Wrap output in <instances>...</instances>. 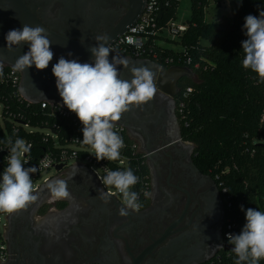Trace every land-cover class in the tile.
Instances as JSON below:
<instances>
[{
	"label": "flooded vegetation",
	"instance_id": "af4514ba",
	"mask_svg": "<svg viewBox=\"0 0 264 264\" xmlns=\"http://www.w3.org/2000/svg\"><path fill=\"white\" fill-rule=\"evenodd\" d=\"M67 1L70 10L74 7L77 22V8L84 11V17L80 16L84 23L79 25L82 34L69 32L68 23L57 22V29L78 42L94 44L97 35L111 39L130 8L146 2ZM63 6V0L56 1V17ZM94 11L98 15L90 21L87 15L94 16ZM0 14L4 21L17 19L1 1ZM7 33H0V54L15 62L29 47L23 44L8 49ZM114 42L109 44L113 49L110 62L114 55L130 62L129 68L118 66L122 79H131V67L147 66L155 74V96L145 104L130 106L115 122L145 154L150 195L139 196L143 205L139 212L130 210L127 216H121L122 200L114 194L107 202L102 200L99 192L105 190L86 168H64L57 176L67 181L71 198L52 199L49 190L44 189L34 193L38 199L26 209L6 215L1 235L7 258L2 264H204L233 253L224 248L229 241L225 236L226 207L218 180L195 163L194 143L183 134L177 100L185 77L177 81L176 94L171 96L159 89L157 65L172 64L136 55ZM58 60L44 70L35 65L25 70L30 88V84L41 83L33 89L35 92L32 90L34 98L50 96L54 102L63 103L52 73ZM80 63H93V59ZM19 74L22 85L23 72Z\"/></svg>",
	"mask_w": 264,
	"mask_h": 264
},
{
	"label": "trees",
	"instance_id": "16d2710c",
	"mask_svg": "<svg viewBox=\"0 0 264 264\" xmlns=\"http://www.w3.org/2000/svg\"><path fill=\"white\" fill-rule=\"evenodd\" d=\"M210 1L190 0L187 28L177 41L181 49L153 46L160 55L158 62L164 64L166 57H173L172 64L187 65L194 72L193 78H184L178 94L179 104L186 100L181 96L182 91L193 88L187 99L183 134L195 144V163L217 178L226 207L225 228L229 219L234 221L232 234L238 235L246 223L248 208L264 212V82L242 65L245 56L242 41L247 39L245 17L251 14L259 18L260 11H264V0H228L233 17L224 14L220 19L208 21L205 13ZM160 2L163 4L160 24L177 17L179 0ZM188 58L190 62L186 61ZM0 93L3 95L0 101L6 105L3 109L6 131L0 125L1 143L8 144L9 139L14 142L17 138L32 141L28 154L34 159L52 145L51 139L43 141L44 133L22 127L14 133L7 114L23 113L33 126L56 121L61 131L66 134L70 131L67 122L71 120L48 115L49 106L42 109L40 104L21 103L11 97L7 86H0ZM236 260L233 252L204 264H236ZM259 264H264V260Z\"/></svg>",
	"mask_w": 264,
	"mask_h": 264
},
{
	"label": "clouds",
	"instance_id": "9594fccd",
	"mask_svg": "<svg viewBox=\"0 0 264 264\" xmlns=\"http://www.w3.org/2000/svg\"><path fill=\"white\" fill-rule=\"evenodd\" d=\"M4 10L7 11L8 8L5 7ZM243 27L246 29L247 39L242 41L245 53L242 65L256 73L260 82H264V11H260L259 18L247 15ZM5 39L8 49L23 44L29 47L25 54L16 59L13 71L25 72L33 65L38 70H44L53 59L51 41L45 29L40 26L24 24L22 29L10 30ZM109 39L103 34L94 37L96 46L89 49L93 63H80L61 56L52 66V73L63 105L74 112L83 125L82 143L94 150L97 160L114 161L120 158V150L125 146L123 138L114 130L115 122L129 111L130 106L150 101L155 96L157 87L154 82L155 74L147 66L131 67V79H122L118 66L129 68L130 62L120 55H114L110 62L109 54L113 53V49L109 45ZM3 76L4 65L0 62V78ZM8 144L7 167L0 180V212L11 214L26 209L38 199L34 194L30 174L39 171V168L24 167L29 162L26 154L31 149V145L25 140L17 138L13 142L9 139ZM50 164L45 159L40 167H49ZM105 171L106 175L101 178L102 184L106 188H114L122 195L119 215L127 216L130 210L139 212L143 207L139 203V193L131 189L140 178L131 168L115 171L105 168ZM46 187L52 199L71 198L66 180H52ZM110 195L107 191L99 192L100 198L105 202ZM144 195L147 197L150 194L144 192ZM245 219L246 223L238 235L230 233L227 236L229 243L234 245L231 251L237 256L236 264H259L264 260V212L248 208Z\"/></svg>",
	"mask_w": 264,
	"mask_h": 264
},
{
	"label": "built area",
	"instance_id": "2783aa9c",
	"mask_svg": "<svg viewBox=\"0 0 264 264\" xmlns=\"http://www.w3.org/2000/svg\"><path fill=\"white\" fill-rule=\"evenodd\" d=\"M180 1V0H179ZM163 12V4L160 0H146V4L144 9L139 16L138 20L128 28L127 32L120 35L114 42L115 45H122L127 48H130L134 54L140 56H151L154 59L159 58V53L154 50V44L163 45V33L166 31L167 33L179 36L181 35L187 28L186 22H176V18H171L167 22L160 24L161 18H159V13ZM187 62H190V58L186 59ZM164 62L166 64L173 63V57H166ZM4 76L0 78V86H7L11 89V97H14L21 103H26L27 105L32 104H40L42 109H45L49 106L48 115L54 118H66L71 120V122H67V125L70 129L67 134L59 128V124L56 121L50 123L49 120L42 123L40 126H33L28 121L25 120L23 113L17 114H7L6 119L12 123L13 132H18L19 127H22L25 130L30 132H40L44 133L43 141L48 142V140H52V145H48L47 150L40 157L33 158L31 154H26V158L29 160L27 164L24 165H32L39 168V171L30 174L35 192L41 187L44 182L50 180L51 177L43 178V182L38 183V178L41 172L55 168L59 164H62L64 168H68L70 163L73 164H81L92 173V175L96 178L97 182L102 186V188L114 195L120 196L115 189L106 188L101 181V176L98 173V169L102 170L104 176L106 175L105 168L109 170H126L131 168L135 175H137L140 179L138 183L131 189V191H136L139 193V196L147 192L148 186V171L145 170V154L140 151L136 142L129 138L126 134L124 128L120 125H116L115 131L123 138L124 147L120 150V158L114 161H108L107 159L97 160L94 155V150L91 149L90 146L82 143L83 133L82 128L83 125L79 121L76 114L70 111L68 108L63 107L60 103L54 101L42 100L37 103L30 102L27 100L21 93L20 90V74L19 72L13 71L12 66L4 64ZM173 65V64H172ZM193 91L192 87H187L182 91L181 96L186 100H182L179 102V114L184 122L187 118V99L189 94ZM3 95L0 93V98ZM1 108V120L0 125L4 131L5 128V120L3 109L6 106L4 101H0ZM187 124V121L184 122ZM25 142L33 147V142L28 141L24 138ZM9 147L10 145L4 142H0V175L3 174L4 169L7 167V157L9 156ZM47 159L51 162L49 167H40L41 162ZM31 166V167H32ZM147 171L145 173V171ZM61 170H57L56 172H60ZM57 175V174H56ZM226 189L223 188V192ZM8 213L0 212V264H2L7 258V248L5 245V241L1 235V228L4 225V221L1 223L2 216L6 217ZM234 221H228L225 230V236L228 234H232V229L234 228Z\"/></svg>",
	"mask_w": 264,
	"mask_h": 264
},
{
	"label": "water",
	"instance_id": "95a60500",
	"mask_svg": "<svg viewBox=\"0 0 264 264\" xmlns=\"http://www.w3.org/2000/svg\"><path fill=\"white\" fill-rule=\"evenodd\" d=\"M2 4L7 5L12 12H14L16 16L15 21H4L5 19L0 14V33H4L6 31H10L13 29H22L24 24H27L32 27L40 26L45 29L46 33L48 34V38L50 39V50L53 52V59L50 61L48 67L54 63L55 60L59 59L61 56H63L65 59L72 60L75 59L78 62H82L84 60H87L89 58H92V53L90 52V48L96 46V43H82L76 41L74 38L68 36L67 33H63L61 30L57 29V22L68 23L69 32L73 33V31L82 34L80 24L81 22L84 23L82 20H80V16L84 17V11L81 7L77 8L78 15H79V21L77 22V18H74L75 15L73 13L74 7L70 10L69 2L67 0H63L64 6L61 10L58 11V16L56 17V11H55V5L57 0H35L33 4L31 3V0H0ZM76 2V1H75ZM146 2L140 3L137 6H132L130 8V12L127 15V17L124 19L122 24L119 27V30L117 33L113 34L112 38L109 39V44H112L113 41H115L120 35L127 32L128 28L131 27L139 18L141 15L144 6ZM71 14V16H69ZM95 11L89 17L90 21H93L96 18ZM98 15V14H97ZM92 17V18H91ZM162 17V12L159 13V18ZM86 21V20H85ZM61 26V25H59ZM74 35V34H73ZM84 35V34H83ZM113 39V40H112ZM69 53H72L70 56ZM0 62L13 66L15 63L14 61L10 60L8 57L0 54ZM158 66V86L159 89L164 91L167 94H170L171 96H174L176 94V84L177 81L182 77H188L193 78L194 72L192 68H190L187 65H177L173 64L169 67L164 66ZM27 72H23V82L22 85H20V90L22 95L29 100L30 102L37 103L42 100L47 101H53L50 96H45L41 98H34L32 90L35 88H38L37 86L41 85V83L37 82L36 84H30L32 86L31 88L27 84ZM55 89L57 87L55 86ZM35 92V90H33ZM63 107L67 108L63 105V103H60ZM195 147V144L193 145ZM63 167L62 164H59L56 166L57 170H61ZM77 167H84L87 169V167L81 165V164H73L69 166V169H75ZM62 171V170H61ZM87 171L90 173V171L87 169ZM92 175V173H90ZM92 177L96 180V178L92 175ZM55 179H61L57 175L53 176L50 180L47 182H44L41 187L36 191L40 193L42 190L47 189L46 185L48 182L55 180ZM97 181V180H96ZM234 245L227 243L224 248L226 250H232Z\"/></svg>",
	"mask_w": 264,
	"mask_h": 264
},
{
	"label": "rangeland",
	"instance_id": "374dc122",
	"mask_svg": "<svg viewBox=\"0 0 264 264\" xmlns=\"http://www.w3.org/2000/svg\"><path fill=\"white\" fill-rule=\"evenodd\" d=\"M227 15L229 17H233V12L231 10L230 4L228 0H221L219 2H215L213 0L210 1L209 6L206 9L205 17L208 21L215 20V19H220L222 15ZM190 16V0H180L179 1V6H178V13L177 17L175 19L176 22H185ZM163 42L162 44L165 45L168 48H173V49H181L182 45L178 43L179 37L170 33H167L164 31L163 33ZM1 106H0V120H1ZM74 161L70 163L72 165ZM98 173L101 176H104V173L102 170L98 169ZM56 169L51 168L48 170H45L41 172L39 178H38V183L43 182V178L45 177H51L53 175H56ZM0 180H2V174L0 175ZM108 189H114L111 187H108ZM120 200H122V195L119 196ZM5 221L4 216H2L1 223Z\"/></svg>",
	"mask_w": 264,
	"mask_h": 264
}]
</instances>
